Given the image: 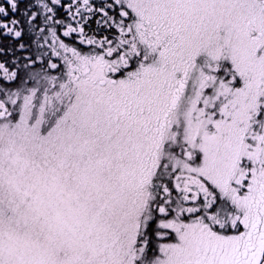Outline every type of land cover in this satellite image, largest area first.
I'll return each mask as SVG.
<instances>
[{
  "label": "snow or ice",
  "instance_id": "snow-or-ice-1",
  "mask_svg": "<svg viewBox=\"0 0 264 264\" xmlns=\"http://www.w3.org/2000/svg\"><path fill=\"white\" fill-rule=\"evenodd\" d=\"M0 264H264V0H0Z\"/></svg>",
  "mask_w": 264,
  "mask_h": 264
}]
</instances>
